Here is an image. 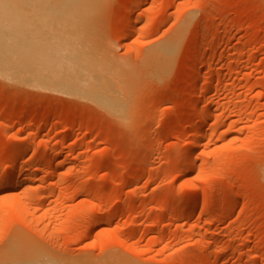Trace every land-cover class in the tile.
I'll return each mask as SVG.
<instances>
[{
  "label": "rangeland",
  "instance_id": "374dc122",
  "mask_svg": "<svg viewBox=\"0 0 264 264\" xmlns=\"http://www.w3.org/2000/svg\"><path fill=\"white\" fill-rule=\"evenodd\" d=\"M77 66L76 87L56 82ZM18 146L0 264H264V0L1 5L0 177Z\"/></svg>",
  "mask_w": 264,
  "mask_h": 264
},
{
  "label": "bare ground",
  "instance_id": "6f19581e",
  "mask_svg": "<svg viewBox=\"0 0 264 264\" xmlns=\"http://www.w3.org/2000/svg\"><path fill=\"white\" fill-rule=\"evenodd\" d=\"M28 0H0V6L1 5H4V6H8V5H12V6H14V5H19V4H22V3H25V2H27ZM43 2H45V3H50V4H56V5H60V6H62V5H70V6H82V7H89V6H92V5H95L96 3H98L100 0H42ZM138 5H139V3H138ZM191 10H193V9H191ZM194 10H195V8H194ZM192 12V11H191ZM192 16H193V13L191 14ZM195 15V14H194ZM194 19V18H193ZM203 20V19H202ZM201 20V21H202ZM193 21V20H192ZM181 23V22H180ZM191 23V18H187V19H185L184 21H183V23L180 25V27L178 28V30L175 32V34L167 41V42H165L164 44H162V45H160V46H158V47H155V48H153L150 52H149V55H148V58H149V60H153V61H156V63H159V62H162L161 60L164 58V56L165 55H170V54H172V53H174L175 52V50L179 47V45H180V43H181V40H182V38H183V35H184V33L186 32V30L187 29H189L188 28V26L189 25H191L190 24ZM132 31V30H131ZM131 31H127V33H125L124 34V36H123V39H127L128 38V36H130V33H131ZM198 35H199V33H198ZM197 37V36H196ZM120 47V46H119ZM118 47V48H119ZM198 50V49H197ZM199 51V50H198ZM197 53V52H196ZM198 54V53H197ZM240 54V53H239ZM113 59H115L114 57H112ZM202 59V58H201ZM199 60H200V56L199 55H196V57H195V59H194V61H193V63H192V73H191V78L192 79H194V80H196L197 78H198V76H200L199 74V71H198V68H197V66H198V64H200L199 63ZM66 62H68V60H65ZM65 62V63H66ZM65 63H63V64H65ZM66 67V66H65ZM162 71V70H161ZM159 69H157V70H155V72L154 73H152V76L154 77V79H157V78H159V77H162V75H163V73L161 72ZM80 72H83L78 66L77 67H75V68H72V69H68V68H66V69H61V70H59V72L57 73V76L59 77L58 79H57V81L56 82H58L59 84H61V86L63 87V88H73V87H76L77 85H78V82H79V76H80ZM219 72L220 71H216V74H219ZM91 78V77H90ZM82 81H84V82H86V81H88V80H82ZM197 81V80H196ZM79 83H81V82H79ZM195 86V85H194ZM196 87V86H195ZM191 91V90H190ZM197 91V90H196ZM196 91H193V89H192V95L194 94V92H196ZM196 95H197V92H196ZM194 97V96H193ZM196 97V96H195ZM194 97V98H195ZM193 98V99H194ZM193 99H191V102H192V100ZM196 99H197V97H196ZM200 100V99H199ZM196 100L194 99V104H193V111H194V113L195 114H201L200 115V117H199V119L201 118V120L202 121H207L208 119H209V117H211L210 115L212 114L209 110H206V111H204V112H202L201 113V111L199 112L198 111V106L197 105H199L198 103H196L195 102ZM120 106H122V104L121 105H119V107ZM199 112V113H198ZM193 114V113H192ZM199 116V115H198ZM202 123H204V122H202ZM218 123V122H217ZM201 126V125H200ZM199 126V127H200ZM192 126H190L189 127V129L191 128ZM204 126L202 125L201 126V128H198L197 129V131L196 130H194V127H193V129H192V131H193V133L191 134V137L192 136H195V134H194V132L196 131V139H198L197 138V135H199V136H202L203 135V128ZM203 128V129H202ZM194 134V135H193ZM202 134V135H201ZM206 134V133H205ZM151 135H149V136H147V137H145L144 139L145 140H148L149 141V139L151 138L150 137ZM27 152H28V146L26 147V146H18V147H16L14 150H13V155H12V159L10 160V162H8V163H10V164H8L9 165V167H8V170L7 171H5V173L0 177V191L2 192V191H4L5 192V190H12V192H14L15 193V191H13L14 189H17L16 187H18V185L20 184L19 182H21V180H20V176H19V174L21 173V167L19 166V168H18V158H21L24 154L26 155L27 154ZM193 154V153H192ZM192 154L191 155H189V156H191L192 157ZM188 156V155H187ZM189 156L187 157V160H186V162L185 163H187L188 162V160H189V162L190 161H192V159L190 160L189 159ZM44 162H46V160H44ZM48 163V162H47ZM105 164H106V161H105ZM104 164V165H105ZM193 164L194 163H192V162H190V163H187V164H185V167H183V170L182 171H180V172H191V170L192 169H194L193 168ZM45 165V164H44ZM43 165V167H44V170H45V166ZM42 167V168H43ZM41 168V167H40ZM40 168H37V169H32V170H34L33 172L34 173H36V175L38 174L37 172L40 170ZM46 168H50V166L49 167H46ZM56 168V167H55ZM137 168H139L138 166H137ZM21 170V171H20ZM47 170V169H46ZM40 172V171H39ZM53 172H55V170L53 171ZM52 172V173H53ZM51 173V175H53ZM31 174H33V173H31ZM55 174V173H54ZM33 175H35V174H33ZM18 176H19V179H18ZM131 177V176H130ZM135 179V177L132 179V180H134ZM236 190H238V189H236ZM7 193V192H6ZM9 193V192H8ZM231 193V192H230ZM237 194H238V192L237 191H234L233 190V192L231 193V195H230V198H237V197H235V196H237ZM239 195V194H238ZM6 199H7V201L8 200H10V199H12V200H10V202H12L13 203V200H14V196L12 195V194H6L5 196H4ZM12 197H14V198H12ZM17 199V198H16ZM15 199V200H16ZM14 200V203L16 202ZM213 201L215 202V200L213 199ZM230 201H231V199H230ZM10 202L8 203L9 204V206H12V207H10L11 209L13 208V205H15L14 206V209L15 208H17L18 210H16V211H19L20 212V214L19 215H22V217H24L26 220H29L30 218H32V217H36L37 218V216H33V214H32V212H30V211H32V210H27V209H25V203L24 202H22L21 203V201L19 202L18 201V199H17V202L15 203V204H10ZM203 202V201H202ZM206 202V200L203 202V203H205ZM18 203V204H17ZM202 203V204H203ZM217 203H218V201L216 202V203H213V204H215V206L217 205ZM208 204V203H207ZM206 204V205H207ZM203 205H201V207H202ZM219 205H217V207H218ZM228 206V205H227ZM207 207H208V205H207ZM205 207L206 209H208L209 210V208H210V210L209 211H211V208L213 207L214 208V206H212V207ZM217 207H215V212H217V210H218V208ZM26 208H28V207H26ZM187 207H185V209H186ZM189 208V207H188ZM217 208V209H216ZM13 209V210H14ZM190 209H191V207L187 210H184L183 211V209L182 210H179L178 211V213L180 212V211H183V212H180V216H182V217H185V216H183V215H181L182 213L185 215V214H191V211H190ZM192 210H193V208H192ZM214 210V209H213ZM39 211V210H38ZM193 212V211H192ZM35 213H37V211L35 212ZM189 214V215H190ZM35 215V214H34ZM21 217V216H20ZM30 217V218H29ZM187 217V216H186ZM23 218V219H24ZM39 218V217H38ZM98 218V217H97ZM96 218V223L97 222H100L101 220L100 219H97ZM101 218V217H100ZM24 219V220H25ZM103 219V218H102ZM38 220V219H37ZM36 220V221H37ZM219 220H220V218H219ZM30 221V220H29ZM39 221V220H38ZM28 222V221H27ZM30 223H31V226H33V227H36L35 225V223L36 222H34V221H30ZM101 223V222H100ZM217 223H219V221H218V219H216V221H215V223H214V225L216 224L217 225ZM97 225V224H96ZM36 229V228H35Z\"/></svg>",
  "mask_w": 264,
  "mask_h": 264
}]
</instances>
